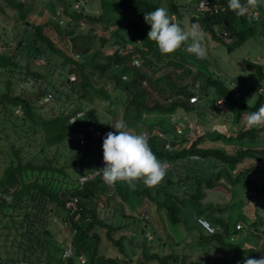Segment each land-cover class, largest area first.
I'll return each mask as SVG.
<instances>
[{
	"label": "trees",
	"instance_id": "1",
	"mask_svg": "<svg viewBox=\"0 0 264 264\" xmlns=\"http://www.w3.org/2000/svg\"><path fill=\"white\" fill-rule=\"evenodd\" d=\"M57 1L59 4L54 3L52 9L56 20L48 18L36 23L27 19L22 0H0V14L8 15L7 8L21 23L11 28L14 41L3 39V47H0V194L3 195L0 197V240L6 241V245L10 242V251L4 258L0 252V264H10V261L14 264H75V261L79 264H133L132 259H128L132 249L127 248L124 241L130 240L132 234L145 237L150 229L157 238L153 241L145 237L139 244L141 252L137 254L143 256V264L146 261L206 263L188 255L178 256L174 248L161 254L166 247L163 234L156 231L152 223L156 215H164L170 222L177 223L180 216L191 214L196 225L197 216L205 217L217 230L212 234L202 230L205 234L199 233L198 246L227 252L226 264H243L245 258L264 256V229L258 226L263 227L264 221L257 215L264 209L263 198L254 201V218L249 220V225L244 223V230L238 231L251 236L255 229L260 231L255 246L231 240L237 230L230 216L223 214L224 205L213 204L211 198L203 199L206 190H222L223 187L217 186L221 185L217 181L220 177L233 188L239 187L245 175L240 185L242 191H254L259 198L264 197V182L258 183L260 178L253 176L259 173L263 176L264 172V146L254 145L260 140L258 131L262 127L249 128L246 124L236 132L227 130V123L239 121L264 104V61L241 56L240 68H248L253 78L252 82L241 78L239 88L246 90L242 95L240 89L234 90L231 85L239 78L236 72H231L233 81H229L230 72H224L223 67L211 70L212 60L207 57L201 60L206 62L203 69L195 63L198 58L186 51V45L172 54L162 55L156 43L147 39L150 25L144 21V13L157 7L167 8L175 19L181 18L180 8H184L190 13V26L195 23L204 30L207 51L212 49L210 39L225 45L231 57L238 60L232 56V51L250 39L263 42L264 7L261 5L245 16H238L229 9L228 0H209L208 9L200 14L195 11L198 0H85L88 7L82 4L75 9L72 3L77 0ZM216 2L221 4L217 11L214 10ZM93 7L96 11L88 10ZM253 12L258 13L256 18ZM94 24L116 25L110 37H116L118 44L112 52H107V48L114 45H107L110 37L101 34L91 46L70 44L71 37L84 34L82 28L89 30ZM3 33L6 35L7 31ZM260 48L264 55L263 45ZM170 55L179 60L169 59ZM166 57L168 64L181 72L179 75L186 74L193 83L198 84V79L203 78L202 83L212 97V109L204 111L200 117L197 111L198 117L192 126L184 118L169 127L163 122L145 120L146 117L170 116L177 108L196 112L200 101L191 104L181 97H169L162 102L150 98L149 87L162 79L181 94L185 93L174 81L171 71L162 69L157 74L156 70L151 71L156 62ZM38 58H43V63L35 64ZM135 60H139V65L134 64ZM213 60L217 64V58ZM183 68L185 71L181 70ZM60 76L62 78L57 80ZM71 76L74 79L71 80ZM254 87L258 91L255 98L250 96ZM47 95L50 99L43 101ZM218 99L225 105L227 123L219 126L213 136H207L202 129L218 117L221 109L214 108ZM124 100L125 119L129 120L126 124L138 132L150 133L152 151L167 163L164 180L151 188L139 181L135 190L125 182L109 187L99 179L80 184V176L98 167L103 149L89 129L115 132L112 122L107 121L96 105L105 103L103 108L113 113L110 117L114 122L120 112L117 107L110 109L111 102H118L120 106ZM17 108L22 111L20 115L15 113ZM80 111L83 115L77 117ZM71 117L77 119L70 124ZM138 124L142 126L139 128ZM179 127L181 133L177 130ZM80 132L85 135L82 143L78 138ZM195 136L199 139L192 142ZM204 138L222 140L225 144L235 141V152L227 153L221 146L201 147L199 144ZM192 155L198 158L192 159ZM207 166L213 170L208 174L204 170ZM72 198L77 199L74 207L68 206ZM191 204L199 206V213L193 211ZM126 219L137 222L139 232L132 225L128 226L130 224L123 226L121 221ZM64 225L69 226L68 233H64ZM103 234L109 245L104 243ZM115 234L119 236L115 238ZM69 245L71 254L63 257ZM102 246L111 247V253L102 252ZM153 246L159 251L151 250Z\"/></svg>",
	"mask_w": 264,
	"mask_h": 264
},
{
	"label": "rangeland",
	"instance_id": "2",
	"mask_svg": "<svg viewBox=\"0 0 264 264\" xmlns=\"http://www.w3.org/2000/svg\"><path fill=\"white\" fill-rule=\"evenodd\" d=\"M22 1L24 2L25 7H26L25 11H26L27 19L33 20L36 23L44 22L48 18L53 19V20L55 19V14L52 13V9H53L54 3H56V4L58 3L57 0H22ZM76 2L72 3V6L74 9L76 8L75 7V5L77 4ZM85 4L87 5L89 3H86V1L84 0L83 7H86ZM262 6L264 7V4H262ZM87 7H88V5H87ZM94 7H93V9H91V10L88 9V10L89 11H96L95 10L96 8L94 9ZM180 11H181V18L179 17L178 19H175V20L177 22H181L182 25H187L190 27V22H189L190 13L188 12V10H185L184 8H180ZM6 12L8 13V15H6V16H4L3 14H0V47H3V44H1L3 39H8L11 43L14 41L15 35L11 31V28L14 27V25H16V26L21 25L20 22L15 20L14 12L10 11L7 8H6ZM251 12L252 11L250 9L249 13H251ZM252 16H253V18H256L258 16V13H255ZM263 25H264V23H263ZM115 28H116V25L115 26L111 25L109 27H105L103 25H97V24L92 25V28L89 30L85 29L83 27L82 29H84L85 33L84 34H77V35L71 37L69 39V41L72 42V43H70L72 45L74 42V43H81L83 45L86 44L88 46H91V44L96 43L98 41V36L100 34L105 36V37H110L113 34V31L115 30ZM5 30L7 31L6 35H4V33H3V31H5ZM261 30L264 32V28ZM261 39L263 41L261 43L260 42L257 43V41H253L254 39H250L242 47L237 48L234 51H232L233 52L232 56L239 58L238 60H236V59L234 60L231 57V55L229 54L225 45H223V44L218 45L217 42L208 39L210 45L212 44V49L207 51V56H206L207 58L212 60L211 67L209 65V68L211 70H215V71L218 70L219 68L221 69L222 67L225 68V70L222 69L224 72H226V70H228V73L230 72V74H229L230 80L229 81H233V80H231L232 79L231 72L232 73L236 72L237 76H239V78L235 79V81H233L234 84H231V85H232V88L235 86L233 88L234 90L240 89L239 83L241 82V78H244L245 81H249V82L250 81L252 82V80H253V78L251 77V72L249 71L248 68H244V67L240 68L241 56H245L246 58H249V59L250 58L257 59V60L262 59V61H264V55H261L263 53V50L260 48V46H262V45L264 47V36ZM109 44L110 45L114 44V45L107 48L108 53L112 52V50H114V48H115V45L118 44L116 37H114V36L110 37V40H109L107 45H109ZM215 45H218V46H215ZM213 46H215V48H213ZM213 57L217 58V60H218L217 64H215ZM170 58L177 60V61L179 60L178 57H175L174 55H170L169 59ZM169 59L166 57V60L163 59L162 62H156L155 63L156 65L151 67V71L156 70V74L158 72H160L162 69L165 71H168V70L171 71L174 81L178 83L177 85L182 86V89L185 93L181 94L179 91H177L175 88H173L171 85H169L168 83H166L162 79L160 81H157L153 87H149L150 92L152 94V96L150 98L153 100L154 99L159 100L160 102L164 101V99H168L169 97H172L171 99L181 97L182 99L188 100V98L190 97V96H188V94L193 93V94L197 95L199 100H200L199 103L197 104L196 112L194 110L185 112L182 109L177 108L175 110V112L172 113V115H170V116L169 115H165L166 117L165 116H163V117H158V116L154 117L153 116L154 119H150L149 117H146L145 120L147 122H150L152 120H156V121H159L161 123L163 122L162 124H164V126L169 127L170 125L171 126L176 125L177 122H182L181 120H182V118H184L185 120L187 119L189 122V125L192 126L196 123V119H197L196 117H198V116H196L197 111H198V115L200 117V115H202L201 113H203L204 111L208 112L212 109V103H211L212 97L208 93L207 89L204 87V83H202L203 78L198 79V81H197L198 84L193 83L192 81H190V78L186 74L179 75L181 72L177 69H174L171 64H168ZM209 59H207V60H209ZM43 61H44L43 58H40V59L38 58L37 60H35V64L39 65V64L43 63ZM182 62H184V61H182ZM195 63H198L199 65H201V67L203 69H204V66L206 65V62L201 61V59H198L197 61H195ZM191 66L194 69L193 65H191ZM234 69H236V70L233 71ZM181 70L185 71L184 68ZM215 73H217V72H215ZM178 75L180 76V79L178 78ZM61 78L62 77L60 76L57 80H59ZM253 83H254V81H253ZM256 87H254V90L250 92V94H251L250 96L253 98H255L258 95V91H257ZM176 91L181 96H179L176 93ZM240 91H241L240 93H242L243 89H240ZM245 91L246 90H244L242 95H244ZM174 93H176V94H174ZM114 99L117 101L116 97H114ZM168 102H169V100H168ZM98 103H100V102H98ZM117 103L115 104V102H111V106H110V109H117L118 108L119 112H120V114L116 117L114 122H113V119L110 117V116H112L113 113L112 114L108 113L107 109L103 108L105 103H103V106H102V104L96 105V108L97 107L100 108L99 111L103 112L105 114V118L107 119V121H109V123L112 122V124H114L117 120H123L124 122L129 121L128 119L127 120L125 119V117L127 115L126 110L124 109L125 105H126V100L122 101L120 106H119V103L117 106ZM107 106H108V104H107ZM113 106H115V107H113ZM217 107L215 104L214 108L218 109ZM224 109L226 110V108H224ZM225 110H223V111L220 110L218 117L214 121L208 122L204 125L202 130L204 131V133L207 134V136H213L216 133V131L218 130L219 126L227 123L226 119H225L227 112H225ZM104 111H106L107 113ZM21 113H22V111H21ZM246 116L247 115H245L243 118H241L237 122L233 120L230 122V124L227 123L228 124V127L226 126L227 130L230 132H236V131L240 130L241 128H243L246 125ZM77 117H79V116H77ZM99 117L101 119V115H99ZM160 118H162V119H160ZM74 119H77V118L74 117L71 120H74ZM140 126H142V125L141 124L137 125V127H139V128H140ZM128 130L135 132V133L138 132V129H136L134 127H130V126H128ZM79 134H82L83 136H85L82 132H80ZM258 135L260 136V138H258L260 140H258L256 143H254V145L259 146V147L264 146L263 145L264 144V127H262V129L260 131H258ZM198 139H199V137L195 136V138H192V142L194 140H198ZM235 144H236L235 141H233L232 144H225L222 142V140L212 141V140H210V138H204L199 145L201 147H204V146H211V147L221 146V147L226 148L225 150L227 151V153H234L235 149H236ZM204 170L207 172V174L213 171L211 168H209V166H207V168H204ZM214 170H216V168ZM245 176H244V178H245ZM253 176L255 178H258V179L260 178L258 180V183L264 182V172H263V176L261 175V173L253 174ZM244 178L242 176L241 182L238 183L239 187L236 186V187L231 188V186L226 183V179L224 177H220L219 180H217V181L221 182V185H217V186L223 187L222 190L216 189V188L211 189V190H206L205 196L203 197V199L206 200V199L211 198L212 200H214V203L212 202L213 204L218 205V206L224 205L223 206L224 207L223 214H225L227 217L230 216L229 219H230L232 225H235V229L237 230V232L234 231V233L231 235L232 237L235 238L233 241L237 242V241L241 240V242L245 243L246 245L255 246L257 243V239H259L258 234L260 233V231L255 229L254 231H256V232L252 233L253 234L252 236L250 235V233L248 234L245 232L239 234L238 231L244 230L245 229L244 223L246 225H249V222H250L249 220H252L254 218L252 215V211L254 208V206L252 204L255 203L254 201H256L257 199H262V198L264 199V197L259 198V195L256 192L251 191L250 194H255V196L253 195L254 196V199H253L248 194L250 190L249 191L247 190L246 193L244 191H242L243 188L240 185L243 183ZM247 203L249 205H247ZM210 204L211 203H209V205ZM206 205H208V204H206ZM68 206H70V205L68 204ZM135 207H138V206H135ZM191 207L195 213H199L200 208L197 204L196 205L191 204ZM245 214L246 215L248 214V218H246V219H244ZM257 215L260 217V219H262L260 221H264V209L263 208L258 211ZM192 217L193 216H191V214L187 215V216L183 215V216H180L179 221L177 223H172L164 215L163 216H161V215L155 216V219L152 223H155L154 227L156 228V231L163 234V239H164L163 241H164L165 247H166V250L162 251L163 253H161V254H167L169 251H171L174 248V250L178 256L188 255L190 258L202 259V261H204V260L206 261L205 264H226V260L228 259L227 252L226 253L219 252L217 249L211 248V247H208V248L204 247V249H203L202 247L198 246V244H199V233H201V232L203 234H205V233L202 231V229L198 225L194 224V219ZM241 219H244V220L242 221ZM55 221H58V218H56ZM121 223H123V226L130 224L128 226L132 225L133 229H135V231L139 232V229H138L139 224H137V222H133L131 219H129V220L126 219V220H122ZM125 223H127V224L125 225ZM237 224H240L239 228H236ZM136 225H137V227H136ZM258 226H260V228L264 229V224H263V227H262V225H258ZM68 229H69L68 225L63 226L64 233H68ZM147 234L152 236L153 241L156 240L157 236H156V234H154L153 230L150 229V231H148ZM158 235L161 236V234H158ZM117 236H119V234L114 235L115 238ZM145 237L142 236V238H141V234L140 235L132 234L130 240L124 241V244L126 245V247L127 248L129 247L132 249V255L130 254V257L128 258V259H132V263L134 262L135 264H143V262H145L143 256L141 254H137V253L141 252V246L139 244H141V242L144 241ZM103 241H104V243H107V245L110 244V242L105 238L104 234H103ZM128 242H131V243H128ZM172 243H175L176 245H173ZM9 244H10V242H7V245H6V241L0 240V252L3 255V256H1L2 258H4L5 254L8 251H10L9 250ZM147 244L150 247V243H147ZM170 244H172V245H170ZM107 248L105 246H102V252H104V253L110 252L111 253V251H112L111 247H107ZM114 248H116V247H113V251L116 252L117 249H114ZM151 250H153L154 252L159 251L154 246H153V248H151ZM259 251H261V250H259ZM160 252H161V250H160ZM124 260H126V258H124ZM119 261L122 262V258H119ZM8 263L14 264L12 261H10ZM2 264H5V262H3ZM75 264H79V262L75 261ZM145 264H156V263L146 261ZM178 264H180V263H178Z\"/></svg>",
	"mask_w": 264,
	"mask_h": 264
},
{
	"label": "clouds",
	"instance_id": "3",
	"mask_svg": "<svg viewBox=\"0 0 264 264\" xmlns=\"http://www.w3.org/2000/svg\"><path fill=\"white\" fill-rule=\"evenodd\" d=\"M262 4L264 0H228L229 9L238 16H245L250 9L255 10ZM144 21L150 25L147 39L156 43L162 55L172 54L186 45L189 54L201 60L206 58V34L200 25H182L169 15L165 7L145 12ZM193 96L197 97L198 102V96ZM196 102L189 101L191 104ZM72 118L69 119L70 124L76 120ZM246 124L249 128L264 127V104L246 116ZM111 125L115 132L105 134L102 144L105 164L97 170L103 182L109 187H114L117 182H125L131 190L136 189L139 181L149 188L158 186L164 180L168 168L167 163L158 159L152 151L149 138L143 133L129 131L123 120H117ZM243 264H264V256L259 259L245 258Z\"/></svg>",
	"mask_w": 264,
	"mask_h": 264
},
{
	"label": "built area",
	"instance_id": "4",
	"mask_svg": "<svg viewBox=\"0 0 264 264\" xmlns=\"http://www.w3.org/2000/svg\"><path fill=\"white\" fill-rule=\"evenodd\" d=\"M77 4L75 5L76 8L80 7L83 4V0H77L76 2ZM208 4H209V0H198L197 3L195 4V11L198 12V14L202 13L203 11L208 9ZM221 7V4L219 2H216L214 4V10L217 11L219 8ZM257 12H254V14ZM57 14H59V11H57ZM216 30H219L220 28H215ZM134 64L139 65V60H135ZM124 77V76H123ZM70 79H74L73 76L70 77ZM48 99H50V96L47 95L43 98V101H47ZM189 101L191 103H194L197 101V97L193 96L189 99ZM216 107L220 108L221 110H225V105L223 103V101L221 99H218L216 102ZM16 114H21V109L17 108L15 110ZM79 115H83V112H78ZM92 130V132L94 133V135L98 138V140L100 141L101 144H103V139L105 137V134L108 132L107 130H101V129H90ZM179 133H181V129L180 127L177 129ZM138 133H143L145 134L148 138H150L151 134L146 132V131H140ZM78 138L80 143L84 142V136L82 134H78ZM192 159H197L198 156L197 155H192L191 156ZM104 160H103V149L102 152L100 153V158H99V163H98V167L95 168L93 171H88L87 173L83 174L82 176L79 177V183L80 184H84L86 181L88 180H92V179H99L100 181H103L102 178L97 174V170L104 167ZM251 198L254 199L255 194H249ZM254 195V196H253ZM0 197H3V195L0 194ZM77 201L76 198H72L71 202H69V205L74 207V203ZM197 225L204 230L207 234H212L217 230V227H214L213 225H211V223L203 216H197L195 218ZM240 224H237L236 228H239ZM146 237L148 239L152 238V236H150L149 234L146 235ZM235 238L231 236V240H234ZM71 254V248L70 245L69 247L64 251L63 253V257H68ZM80 260L82 263H84V260L82 257H80Z\"/></svg>",
	"mask_w": 264,
	"mask_h": 264
},
{
	"label": "crops",
	"instance_id": "5",
	"mask_svg": "<svg viewBox=\"0 0 264 264\" xmlns=\"http://www.w3.org/2000/svg\"><path fill=\"white\" fill-rule=\"evenodd\" d=\"M249 193H250V191H249ZM249 193H248V194H249ZM248 197H249V196H248ZM247 205H249V204L247 203ZM252 205H253V204H252ZM199 229H200V228H199Z\"/></svg>",
	"mask_w": 264,
	"mask_h": 264
}]
</instances>
